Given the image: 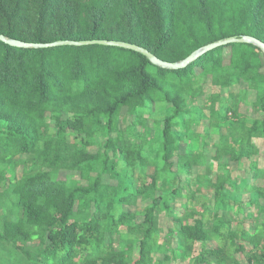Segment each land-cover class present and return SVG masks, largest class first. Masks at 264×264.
<instances>
[{
  "label": "trees",
  "instance_id": "16d2710c",
  "mask_svg": "<svg viewBox=\"0 0 264 264\" xmlns=\"http://www.w3.org/2000/svg\"><path fill=\"white\" fill-rule=\"evenodd\" d=\"M0 34L125 41L177 62L230 36L264 42V0H0ZM258 140L253 43L169 69L114 45L0 40V264H264Z\"/></svg>",
  "mask_w": 264,
  "mask_h": 264
},
{
  "label": "water",
  "instance_id": "95a60500",
  "mask_svg": "<svg viewBox=\"0 0 264 264\" xmlns=\"http://www.w3.org/2000/svg\"><path fill=\"white\" fill-rule=\"evenodd\" d=\"M0 40L14 46L19 47H35V48H42V47H52V46H58V45H88V44H101V45H114L119 46L127 49H132L135 51H138L142 54H144L152 63L163 67V68H169V69H178L187 66L189 63L194 61L196 58L204 54L205 52L214 49L218 46L233 43V42H245V43H253L256 46H258L263 54H264V42L260 39L251 36V35H243V36H230L224 39H220L218 41L209 43L195 51H193L188 57L181 61L177 62H167L159 57H157L155 54H153L151 51H149L147 48L139 46L134 43H129L125 41H117V40H106V39H93V40H80V41H74V40H58L55 42L50 43H28L17 39H11L6 37L3 34H0Z\"/></svg>",
  "mask_w": 264,
  "mask_h": 264
},
{
  "label": "rangeland",
  "instance_id": "374dc122",
  "mask_svg": "<svg viewBox=\"0 0 264 264\" xmlns=\"http://www.w3.org/2000/svg\"><path fill=\"white\" fill-rule=\"evenodd\" d=\"M206 91H207V94H210V92H211L210 86H206ZM241 93H242V104H241V108H240L241 112L246 113L248 115V117L250 119H252L255 117V114L252 112V103H253L254 99L256 98V92L253 90L242 89ZM164 109H165L164 106H162V104H160L155 108L154 114L157 117L162 116L167 112V110H164ZM194 111H195V116L193 118V121H194L193 123H195V124H194L193 128H195V130H197L199 132H202L204 130V127L206 125H208V123H209V120H208L209 112L205 111V110H200L198 107H195ZM257 143L260 147V150H261L260 152L264 153V140H258ZM257 160L259 161V163L261 165H264V157H259V158H257ZM242 167L244 168V165ZM240 170H241V168H240ZM240 170L235 172V174L236 175L237 174L244 175L245 172L243 173V171H245V170H243V171L242 170L240 171ZM245 177H249V175L245 176ZM245 177H242V178H245ZM233 194L238 195V198H241L243 200H246L252 196L251 193H247V192H245L243 194L242 193H232V194H229V196L235 197ZM163 224L166 225V223H163ZM156 257H159V256L157 255ZM179 263H180L179 259L171 262V264H179ZM165 264H169V262H167Z\"/></svg>",
  "mask_w": 264,
  "mask_h": 264
}]
</instances>
